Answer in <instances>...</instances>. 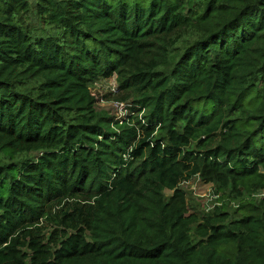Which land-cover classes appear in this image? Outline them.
<instances>
[{"label":"trees","instance_id":"16d2710c","mask_svg":"<svg viewBox=\"0 0 264 264\" xmlns=\"http://www.w3.org/2000/svg\"><path fill=\"white\" fill-rule=\"evenodd\" d=\"M263 171L264 0H0V264H264Z\"/></svg>","mask_w":264,"mask_h":264},{"label":"rangeland","instance_id":"374dc122","mask_svg":"<svg viewBox=\"0 0 264 264\" xmlns=\"http://www.w3.org/2000/svg\"><path fill=\"white\" fill-rule=\"evenodd\" d=\"M34 3V0H31ZM32 28L40 30L41 26L39 21L32 14L28 21ZM93 95L96 98V108L98 111L109 113L115 116L116 120H120L125 116L121 108L118 107L117 103H126L120 101L122 94L118 92V84L116 78L106 79L97 82L91 88ZM127 104V103H126ZM128 109V107H127ZM264 172V171H263ZM181 188L186 192L189 209L191 213H197L200 217L212 215L214 211L219 207H227L228 213L231 214L233 218L235 216V211L238 207L237 201H230L228 199H223L222 196H218L214 190V184H208L202 181L199 177L193 178L188 182H183ZM172 195V192L166 191V196ZM222 198V199H221Z\"/></svg>","mask_w":264,"mask_h":264},{"label":"built area","instance_id":"2783aa9c","mask_svg":"<svg viewBox=\"0 0 264 264\" xmlns=\"http://www.w3.org/2000/svg\"><path fill=\"white\" fill-rule=\"evenodd\" d=\"M117 104H118V107L121 108V111H123V114L125 116V113H127L128 105L126 103H117ZM126 117L127 116L121 118L120 121L124 122ZM254 198L259 199V200H264V191H261L259 194L255 195Z\"/></svg>","mask_w":264,"mask_h":264}]
</instances>
